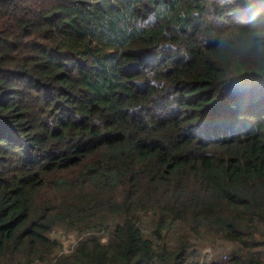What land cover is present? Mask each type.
<instances>
[{"label": "trees", "instance_id": "obj_1", "mask_svg": "<svg viewBox=\"0 0 264 264\" xmlns=\"http://www.w3.org/2000/svg\"><path fill=\"white\" fill-rule=\"evenodd\" d=\"M0 264H264V0H0Z\"/></svg>", "mask_w": 264, "mask_h": 264}, {"label": "rangeland", "instance_id": "obj_2", "mask_svg": "<svg viewBox=\"0 0 264 264\" xmlns=\"http://www.w3.org/2000/svg\"><path fill=\"white\" fill-rule=\"evenodd\" d=\"M103 233V232H102ZM51 238L57 240V241H60L61 244L63 245L64 247V251L68 252L70 251L71 249H73L74 245L77 243V241L80 239V237L78 236H75L74 234H69V233H66L64 230L62 229H57L55 230L53 233H51ZM208 247V246H207ZM205 247L203 250H202V255H204V250L207 248ZM212 251H210L209 249H207L205 251V254H207V257L209 258V256L212 258Z\"/></svg>", "mask_w": 264, "mask_h": 264}]
</instances>
